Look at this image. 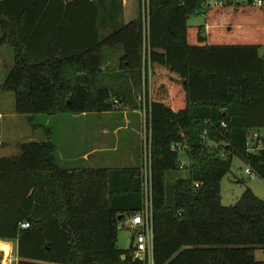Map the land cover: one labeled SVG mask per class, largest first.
Returning a JSON list of instances; mask_svg holds the SVG:
<instances>
[{
    "label": "trees",
    "instance_id": "16d2710c",
    "mask_svg": "<svg viewBox=\"0 0 264 264\" xmlns=\"http://www.w3.org/2000/svg\"><path fill=\"white\" fill-rule=\"evenodd\" d=\"M253 2L146 0L145 14L101 40L90 0H0V47L15 57L1 90L31 125L138 108L143 79L151 90L147 174L142 161L65 167L51 131L0 160V241L15 245L18 264H143L133 243L118 248V227L144 209L146 179L154 264H264V201L251 189L231 207L221 197L234 158L264 181V8ZM202 13L203 26L188 25ZM118 49L132 85L122 94L99 78ZM254 133L263 148L250 152Z\"/></svg>",
    "mask_w": 264,
    "mask_h": 264
},
{
    "label": "rangeland",
    "instance_id": "374dc122",
    "mask_svg": "<svg viewBox=\"0 0 264 264\" xmlns=\"http://www.w3.org/2000/svg\"><path fill=\"white\" fill-rule=\"evenodd\" d=\"M232 1L235 5L238 3L237 0ZM212 5L223 6L216 2ZM242 6H244V4H242ZM204 24L205 15L203 13L191 16L188 21V25L191 27ZM14 63L15 57L13 49L11 47H0V160L2 158L18 155L20 152L19 146L23 143L46 141L48 139L47 131L52 132V137L58 145V156H61V154L62 156L65 155V152L67 151V142L72 144V147H79L77 148L78 150L72 148V152L78 157L82 153H88L93 149L94 144L89 143V135L84 134L83 131L99 129L97 126H87V124H91L95 120L94 118H96V116L86 118L72 114L56 116L39 115L35 118L33 125H31L27 116H21L16 113L14 94L12 92H3L1 90L10 70L14 67ZM144 113L142 140L135 143V151L131 147V145L133 146L132 143L129 146L131 149L128 151H124L123 149L117 153L100 151L99 153H104V155H118L119 153L120 156L118 164H108L104 166L105 168H130L137 166L140 161L143 162V165L145 164L146 168L148 152L147 110ZM110 141H114V137L110 138ZM135 152L139 153V159L137 158L135 159V162H133V159L136 156ZM108 155L106 156L108 157ZM94 156L98 157V154H95ZM114 160H116V158H114L113 161ZM181 160L186 166L189 165V159L187 156L182 155ZM79 165L82 164L79 163ZM247 170L248 168L238 158L233 159L231 172L221 182L222 204L225 207L236 205L247 189H251L255 195L264 201V181L257 176L247 174ZM178 175L181 178L187 177V170L181 171ZM171 179H173V177H171ZM169 190L168 186V198L170 199ZM123 223L124 222H121L120 225H123ZM132 237L133 232L131 230L119 228L118 248L123 251L130 250L133 243ZM256 258L258 261L264 262V251L262 249H258L256 252ZM0 259L2 260V264H12V260H14L13 263L15 260H18L15 247L11 251L10 249L6 250V252L0 251Z\"/></svg>",
    "mask_w": 264,
    "mask_h": 264
},
{
    "label": "crops",
    "instance_id": "0c3cea01",
    "mask_svg": "<svg viewBox=\"0 0 264 264\" xmlns=\"http://www.w3.org/2000/svg\"><path fill=\"white\" fill-rule=\"evenodd\" d=\"M90 1L97 3L100 10L98 30L100 31L101 40H104L106 37H108L110 33L119 30L123 25H127L139 18L141 12L144 14L146 12L145 0ZM122 54V51L119 49L110 51V53L107 52L108 58L104 63L103 72L99 77L101 87H112L113 90L117 91L119 94H122L123 92H129L128 89L132 86L130 82L131 79L126 81L125 78L120 76L124 73L123 70L120 69L119 64ZM133 92L135 94V89ZM135 100L138 104V108L131 107L133 103L120 102V104L116 106L115 111L111 113L80 115L86 118L96 116V118H94L95 120L91 124H87V126H97L99 129L83 131L84 134L89 135V143L94 144V148L88 153H82L78 157L72 152V148L74 150H78L77 148L79 147H72V144L67 142V151L65 152V155L62 156L61 154V156H59L62 165L71 168L84 167L99 169L105 168L104 166L108 164H118V160H120L119 153L118 155L106 154L108 155L107 157L104 155V153L99 152L102 151L117 153L121 149L128 151L131 149V147L134 149L135 143L142 140V133L144 129L143 115L145 114V110L148 108L147 100L148 103L151 102L150 86L148 88L144 79L142 92L141 94H137V96L135 94ZM141 100L143 101L142 103ZM113 137L114 141H110V138ZM131 143L133 146L131 145L129 148ZM135 153L136 156L134 157L133 162H135V159H139V153ZM95 154H98V157H95ZM114 158H116V160L113 161ZM79 163L82 165H79ZM182 164L186 166V164L183 162ZM177 177H179V175H177ZM14 247L15 245L13 243L0 241L1 252H6L8 249L11 251ZM13 261L14 260H12V264H18V260H15L14 263Z\"/></svg>",
    "mask_w": 264,
    "mask_h": 264
},
{
    "label": "built area",
    "instance_id": "2783aa9c",
    "mask_svg": "<svg viewBox=\"0 0 264 264\" xmlns=\"http://www.w3.org/2000/svg\"><path fill=\"white\" fill-rule=\"evenodd\" d=\"M237 0L238 3H243ZM253 4L258 7L264 8V0H254ZM146 78V76H145ZM151 77H149L150 81ZM147 80H145L146 83ZM118 105V101H115ZM248 148L250 152L258 151L262 149V140L258 133L249 135ZM146 174L148 173L146 165ZM247 174L254 176L250 169L247 170ZM123 225H119L118 228L129 229L133 232V258L139 260L143 264H154V233L152 223V205L150 196V183L149 179H146L145 183V207L144 209L134 215L124 219ZM24 229L29 228L28 224H23Z\"/></svg>",
    "mask_w": 264,
    "mask_h": 264
},
{
    "label": "water",
    "instance_id": "95a60500",
    "mask_svg": "<svg viewBox=\"0 0 264 264\" xmlns=\"http://www.w3.org/2000/svg\"><path fill=\"white\" fill-rule=\"evenodd\" d=\"M121 219V218H120ZM2 260L0 259V264H1Z\"/></svg>",
    "mask_w": 264,
    "mask_h": 264
}]
</instances>
